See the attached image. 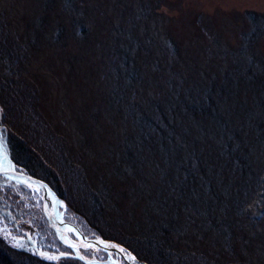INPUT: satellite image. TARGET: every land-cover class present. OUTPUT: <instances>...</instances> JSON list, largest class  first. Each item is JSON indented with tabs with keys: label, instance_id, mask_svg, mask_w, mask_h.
Instances as JSON below:
<instances>
[{
	"label": "rangeland",
	"instance_id": "1",
	"mask_svg": "<svg viewBox=\"0 0 264 264\" xmlns=\"http://www.w3.org/2000/svg\"><path fill=\"white\" fill-rule=\"evenodd\" d=\"M172 43L181 52L174 55L163 49ZM5 45L16 56L15 62L4 56ZM122 48L138 66L141 81L136 95L145 104L149 97L160 102L170 93L159 78L145 77L152 73L143 67L145 57L181 63L183 69L190 66L183 70L190 77L187 84L192 81L193 85L199 78L215 93L211 98L217 99L212 120L197 118V129L184 140L189 146L194 144L196 155L200 148L199 158L211 165L205 168L207 176L199 170L198 157L182 154L180 161H191L202 180L212 178L219 194L206 202L209 208L201 211L204 218L178 220L173 234L176 249L183 252L185 246L189 256L200 253L220 264H264V0H0V128L8 129L3 107L7 90L21 86L39 110L37 119L47 121L52 139L57 138L58 146L64 144L68 154L76 155L69 157L74 172L81 169L83 183L101 189L111 206L107 212L119 216L113 222L121 224L122 237L133 232L139 237L138 228L149 226L151 212L158 215L161 205L159 215L165 217L169 212L162 211L171 210L172 205L166 201L156 205L158 194L152 180L165 164L157 155L160 146L151 142L154 135L151 139L143 135L129 114L134 86L115 72L116 66L122 67L117 62ZM160 86L162 95L158 97ZM222 131L231 138L224 147L237 153L248 171L244 180L235 177L231 166H224L232 158L217 145L222 142ZM3 135L8 145L10 141L15 144L14 135L9 140ZM168 148L172 159L166 160L163 170L168 179H176L175 160L184 149L172 143ZM139 156L148 162L127 169L126 161L137 163ZM237 165L240 160L232 164L233 169ZM31 170L33 176L40 174L35 166ZM72 175H66L65 190L74 184ZM53 180L58 184L57 177ZM55 194L63 220L81 231L77 214ZM11 195L29 199L28 192L20 189ZM39 210L34 221L48 222L54 232L41 206ZM159 221L156 216L154 223ZM16 231L5 235L10 230L0 222V248L9 252L12 246L27 249L26 239ZM81 233L87 238H103ZM54 235L52 248H45L46 256L57 257L56 264H75L77 260L83 264L77 258L68 260L73 254ZM69 236L75 238L72 232ZM17 244L23 246H14ZM94 249H99V256L108 255L96 247L90 249L92 254Z\"/></svg>",
	"mask_w": 264,
	"mask_h": 264
},
{
	"label": "trees",
	"instance_id": "2",
	"mask_svg": "<svg viewBox=\"0 0 264 264\" xmlns=\"http://www.w3.org/2000/svg\"><path fill=\"white\" fill-rule=\"evenodd\" d=\"M148 38L150 39V37ZM163 49L169 50V52L174 55L182 50H179L178 45L173 43L170 48L164 45ZM120 52L121 57L117 62H120L122 67L116 66L115 72L117 77H127L134 86L131 98L133 109L129 112L131 117L135 119L133 123L141 127V133L148 136L149 139H151L152 134L154 135L155 140L153 141L151 139V142L157 143V145L160 146L157 155H160L161 159L163 158L162 162L165 164L163 165L164 167L167 166L166 160L172 159L168 143L176 144L178 148L183 147L184 149L175 160L176 162L173 170L177 171L174 172L176 179H168L163 167L155 173V175L159 176L152 180V182L155 183L154 186L158 194L156 205L159 206V203L163 201L172 205L171 210L168 208L162 211V213L169 212L165 217L159 215L161 213V205L159 206V210L158 207H155L154 209L158 210V215L151 212L149 226L146 228H144V226L138 228V232H142V235L138 234L140 238L135 236V232L129 233L130 235L127 237H122L123 232L120 228L121 224L117 222L114 223L115 221L113 220L114 216H119L116 212H107V208L111 206L100 192L101 189L83 183V178L79 175L81 169L74 172L76 168L71 165L69 157L74 159L76 155L68 154L64 144L58 146L55 142L57 138L54 139V137L52 139L53 136H50L52 134L47 132L49 130V127L47 128V121H39L37 119L39 110L37 107H34L32 103L33 100H30V96L21 86L16 87V89L8 87L10 91L7 90L6 94L8 97H5L6 102L3 103L5 105L3 106L6 115L5 123L8 126V129H4L3 133L8 137V140L12 137L11 135H14L16 138L15 144L11 143V141V144L9 143L10 150L13 152H11V155L17 162L22 164L26 171L32 176L34 175L31 173L32 167L35 166V168L37 167L40 170V174L35 175L41 177L59 196L65 199L69 211H73L77 214V218H74L77 220L80 230L85 234L88 233V235H90L96 233L103 238L119 241L124 246L129 247V249L134 252L135 256L140 258L138 260L142 259L141 261L146 264H220L218 261L211 262L205 259L203 254L200 253H197L199 255L191 254V256H189L190 253H188L185 246L181 248L185 249L181 252L176 249L178 243L177 240L173 238L174 228L177 226L179 219L183 218L182 221H184V219L195 221L196 218H204L203 212L201 211H204V208H209L206 206V202L210 203V199H212L214 195L216 196L219 194L216 192L217 190L216 187H214L212 178H207L208 180L206 181L200 178L201 175L199 170L203 171L207 176L208 172L206 173V169L211 166L203 163L199 158L200 148H198V155H196L197 148L194 144L189 146L186 144V141H184L186 138L189 139L192 137L190 134L193 135L192 131L195 128L197 129V118L212 120L211 118L216 115L212 110H215L217 107V103L215 102L217 99L216 97L215 100L211 98L215 93L211 90L210 86H208V83L202 85L199 78L197 80L198 82L194 81L193 85L192 81H189L187 84L186 81L187 79L189 80L190 77L188 75L186 76L183 70L189 69L190 66H186V68L184 67L183 69L181 63H162V60L159 58L153 57L151 61L145 57L146 62L143 67L148 68L146 72H148L149 69L150 72H152H148L145 77L153 79L159 78L163 86L170 91L168 97L160 102H157L153 96L149 97L148 101H145L147 106L141 101L140 96L137 98L136 95L138 94L137 86L141 81L137 69L138 66L130 61L131 54L125 52L123 48ZM3 54L9 59L13 58L14 62L16 61V56L12 54V51L8 47L6 48V45ZM161 89L162 87L160 86L156 93L158 97L162 95ZM19 112L20 114L18 115ZM25 124L29 125L27 128L31 130V133H28L29 130L26 128ZM146 127L150 128V131L143 129ZM215 130L216 128H213V132ZM220 135L222 136L220 138L222 142L217 145L223 148L225 146L224 143L231 138L228 133L224 131H222ZM225 135H227V137H225ZM226 147H224V152L230 155L232 160L231 163L224 162V166H231L232 171L234 170L235 177L244 180L248 171L245 172V169L242 167L243 160L237 153L230 150L227 145ZM137 150H139V155H142L140 147L139 149L137 148ZM14 153H16L20 159H18ZM182 154H187L189 157H198L199 170H197V168L195 170V165L190 164L191 161L189 163L185 162V164L183 161H180L182 159ZM136 160L137 163L125 160L128 162L125 163L127 169H134L141 161H146L142 163L146 164L149 159L142 160V157L139 156ZM239 160L240 165L235 166L236 169H233L232 164ZM66 175L74 176L72 180V182H74L72 185L74 188L72 186H67L68 188L65 190L64 184L68 183L65 180L67 179ZM177 175H179V177H177ZM55 177H57L58 184L56 183L57 181L55 182L53 180ZM162 180L164 184L161 183ZM203 187H205V192L203 191ZM58 188L60 189L57 191ZM19 189L21 193L28 192L29 199L25 201V199L22 198L15 202L14 210L17 212L16 217L18 221L15 223H5V226L10 230L9 233L11 234L18 230L16 232L20 235V238L26 239L25 244L27 245V249L23 250L18 247L13 248L12 246L11 252H9L6 249L4 251L0 248V264H56L55 259L46 258V253L40 250L46 248V246L48 249L52 248V244H54L52 242L56 240L54 232H52L48 222L43 224L38 220L34 221L37 213L40 211L39 209L42 202L41 192L39 190L35 192L25 187ZM160 190L161 193L159 194ZM69 195L72 196L69 197L70 199L68 198ZM166 207L165 205L164 209H166ZM69 211L67 210V212ZM156 216L160 217L159 223H154ZM107 234L110 235V237ZM29 237H31V239H29ZM66 251H68V249ZM67 258L68 260H77L74 257ZM76 262H78V260ZM76 262L74 263L76 264Z\"/></svg>",
	"mask_w": 264,
	"mask_h": 264
},
{
	"label": "water",
	"instance_id": "3",
	"mask_svg": "<svg viewBox=\"0 0 264 264\" xmlns=\"http://www.w3.org/2000/svg\"><path fill=\"white\" fill-rule=\"evenodd\" d=\"M13 166V163H11ZM6 176L10 179H14L15 181L24 184L25 181H27L28 184H31L33 186H37L42 190V196H43V206L42 209L44 210V213L46 215L47 221L50 222L54 232L56 233V237L59 241H62L71 251L75 258L79 259L84 264H121L119 261L114 258L113 263H110L108 261H103L98 259L96 256L92 255V257L86 256L84 253L79 251L77 252L76 249L69 247L68 242H71L72 244L78 245V247L83 246L84 244L92 243L96 245V248H100L102 251H106L108 253V258L112 256V253H115V255L118 254H126L131 260L138 261L136 259L135 254L130 251L128 248H126L124 245H122L118 241H113L106 238H101L94 236L93 238H87L81 231L78 230V228L72 224L71 222H67L63 220L62 214L63 212H59L57 210L58 203L60 201L59 198H57L54 190L50 187V185L45 182L44 180L38 178V177H32L26 173L19 172L15 169V167L12 168V170H9L6 174ZM47 202H49V210H47ZM63 203V209L65 208V202ZM69 232H72L75 238L72 236H69ZM97 238L99 240H102L107 245H116V247H104L103 245L97 243ZM120 249H123V251H120ZM79 257H83L82 259ZM129 264H133V262H129ZM146 264V263H145Z\"/></svg>",
	"mask_w": 264,
	"mask_h": 264
},
{
	"label": "flooded vegetation",
	"instance_id": "4",
	"mask_svg": "<svg viewBox=\"0 0 264 264\" xmlns=\"http://www.w3.org/2000/svg\"><path fill=\"white\" fill-rule=\"evenodd\" d=\"M4 129H5V127H3V126H2V128H0V143H2L4 145V149L6 151V159L4 160V167L7 168L9 165V162H10V163H13V167H15V169L17 171L24 173L26 171V169L19 162H17L15 160V158L11 155L10 146L8 145L7 141H5V139H4V135H3ZM12 168L10 170H12ZM29 185H31V184H28V183L21 184V183L15 181L14 179L12 180V179L8 178L6 175H0V222L1 223H3V224L8 223V222H14L15 223L16 221H18V218L16 217L17 212L14 210L15 202L18 200V198L16 199L15 196L11 195V193H13V190L17 191V189L22 188V187L23 188L25 187L27 189H31L35 192L39 190L41 192V199L43 198L42 190L40 188H38L37 186H33V185H31V187H29ZM47 203L49 205V202H47ZM59 204L60 203H58V205ZM42 206H43V199L41 202V209H42ZM56 207H58V206H56ZM44 217L46 218V215H44ZM46 220H47V218H46ZM59 243H61V242H59ZM63 246L65 248H67L65 246V244H63ZM79 249H80L81 253H84L88 257H92V255H94L100 260L108 261V262L111 261L110 263H113V259L116 258L119 261V263H121V264H129V262H133V264H145L141 260H138L137 257H136V259L138 261L131 260V258H129L126 254L115 255L113 253L112 256L108 258V255L106 253L105 254L102 253L100 256H99V254L97 255V253H96L97 249H94V251H93L94 254H92V252H91L92 250L83 248L82 246H80ZM40 250L42 252L46 253L45 248L40 249ZM70 252L72 253L71 250H70ZM65 253H66V251H65ZM86 253H89V254H86Z\"/></svg>",
	"mask_w": 264,
	"mask_h": 264
},
{
	"label": "snow or ice",
	"instance_id": "5",
	"mask_svg": "<svg viewBox=\"0 0 264 264\" xmlns=\"http://www.w3.org/2000/svg\"><path fill=\"white\" fill-rule=\"evenodd\" d=\"M5 159H6V151L4 149V145L2 143H0V175H6L7 172L13 167L11 165V163L9 162L8 167L5 168L4 167V160ZM25 183H27V181H25ZM29 187H31V185H29ZM5 235H11V233H5ZM29 239H31V237H29ZM66 242L68 243L69 247H72V248L76 249L77 252L79 251L78 245L72 244L71 242H68V241H66ZM97 243L103 245L104 247H116V245H107V244H105V242L102 241V240H99V238H97ZM14 246L22 247L23 245L17 244V245H14ZM83 247L86 248V249H93V248L96 247V245L92 244V243H88V244H84ZM97 251H99V249H97ZM120 251H123V249H120ZM46 258L53 259V260L57 259V257H55V256H47ZM79 258L82 259L83 257H79Z\"/></svg>",
	"mask_w": 264,
	"mask_h": 264
}]
</instances>
